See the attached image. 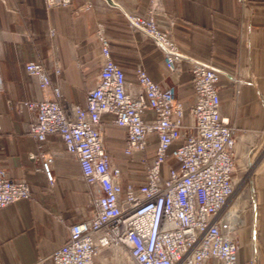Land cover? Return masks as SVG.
<instances>
[{"label": "crops", "instance_id": "0c3cea01", "mask_svg": "<svg viewBox=\"0 0 264 264\" xmlns=\"http://www.w3.org/2000/svg\"><path fill=\"white\" fill-rule=\"evenodd\" d=\"M72 0L48 7L45 0H0V166L15 177H26L32 196L0 209V260L4 264H55L50 254L68 234L72 222L92 217L97 187L81 175L79 162L65 152L62 139L35 140L28 131L31 110L24 104L50 96L35 75L25 69L30 57L40 56L54 83L70 103L85 104L86 89L96 86L106 62L97 35V18L105 22L111 54L124 69L133 92L139 89L138 67L163 85L175 84L186 105L193 94L188 62L180 72L166 65L159 45L140 30L131 29L129 13H148L151 0ZM90 2L92 6H87ZM154 20L172 31L187 54L220 70V111L237 126L236 170L255 165L250 177L254 208L247 210L239 231L242 264H264V0H161ZM54 31L52 35L51 32ZM56 66L60 74L56 73ZM104 113L106 148L121 168V184L146 181V165L154 160L158 134L147 136L145 160L125 152L126 129ZM153 122L152 109L143 113ZM191 123L190 110L183 117L181 136L169 148L162 173L175 163L173 150L182 143ZM35 153V158L31 154ZM54 157L53 185L42 169L45 156ZM101 264H114L107 253Z\"/></svg>", "mask_w": 264, "mask_h": 264}, {"label": "built area", "instance_id": "2783aa9c", "mask_svg": "<svg viewBox=\"0 0 264 264\" xmlns=\"http://www.w3.org/2000/svg\"><path fill=\"white\" fill-rule=\"evenodd\" d=\"M45 1L53 7L72 0ZM100 2L114 5L113 0ZM151 2L148 13H129L128 23L159 45L172 72L182 71L184 63H189L193 94L188 105L178 97L175 84L155 81L143 67L137 69L139 89L133 92L123 67L112 57L100 17L97 35L106 62L96 86L86 89L85 104L71 108L40 56L25 62L40 89L51 94L24 103L31 110L30 135L40 143H47L50 134L58 135L65 152L78 160L87 184L98 189L91 202L92 217L72 222L65 241L50 254L55 264H101L107 253L114 264H242L239 231L255 200L252 192L244 200H233L239 182L235 175L237 126L220 111V70L185 53L172 31L160 29L154 15L161 10V0ZM55 69L59 75V66ZM187 108L191 123L173 150L175 163L164 175L162 165L181 136ZM147 109L155 112V121L144 120ZM104 113L114 114V122L126 129L125 152L131 156L146 161L147 136L158 134L156 155L147 162L144 183L122 186L121 168L106 148ZM53 163L52 155L42 163L51 185L56 180ZM31 196L26 177L15 178L0 166V209ZM0 264L4 263L0 260ZM249 264H255L254 259Z\"/></svg>", "mask_w": 264, "mask_h": 264}, {"label": "rangeland", "instance_id": "374dc122", "mask_svg": "<svg viewBox=\"0 0 264 264\" xmlns=\"http://www.w3.org/2000/svg\"><path fill=\"white\" fill-rule=\"evenodd\" d=\"M264 154V151H263ZM255 163L254 165L246 164V167L243 170L240 171H235V175L238 178L239 182L237 185V191L235 196L233 197V200L235 199L236 201L239 200H244L250 195L251 193V184H250V177L253 176L254 168H255Z\"/></svg>", "mask_w": 264, "mask_h": 264}]
</instances>
